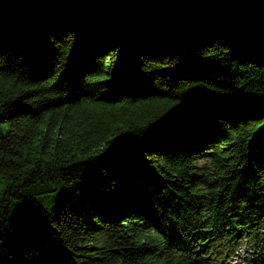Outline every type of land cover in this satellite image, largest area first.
I'll return each mask as SVG.
<instances>
[{"label":"trees","instance_id":"16d2710c","mask_svg":"<svg viewBox=\"0 0 264 264\" xmlns=\"http://www.w3.org/2000/svg\"><path fill=\"white\" fill-rule=\"evenodd\" d=\"M264 264V65L75 15L0 22V264Z\"/></svg>","mask_w":264,"mask_h":264},{"label":"water","instance_id":"95a60500","mask_svg":"<svg viewBox=\"0 0 264 264\" xmlns=\"http://www.w3.org/2000/svg\"><path fill=\"white\" fill-rule=\"evenodd\" d=\"M66 15L129 35L206 37L264 65V0H0V22Z\"/></svg>","mask_w":264,"mask_h":264},{"label":"rangeland","instance_id":"374dc122","mask_svg":"<svg viewBox=\"0 0 264 264\" xmlns=\"http://www.w3.org/2000/svg\"><path fill=\"white\" fill-rule=\"evenodd\" d=\"M249 245L246 239H238L234 242L233 246L227 251L231 252L227 257L228 264H247L251 255ZM208 264H219V261H209Z\"/></svg>","mask_w":264,"mask_h":264}]
</instances>
